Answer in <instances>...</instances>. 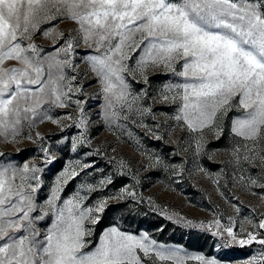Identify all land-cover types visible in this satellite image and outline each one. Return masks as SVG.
Listing matches in <instances>:
<instances>
[{"label": "rangeland", "instance_id": "rangeland-1", "mask_svg": "<svg viewBox=\"0 0 264 264\" xmlns=\"http://www.w3.org/2000/svg\"><path fill=\"white\" fill-rule=\"evenodd\" d=\"M76 29L74 22L61 20L57 14L56 19H41L31 34L45 78L50 62L69 61L52 69L54 79L62 69L65 78L58 83L68 93L62 97L68 106L61 108L54 102L50 84L37 93V111H47L57 122H40L39 116L30 119L26 117L31 113H22L15 139L11 133L7 138L0 136V164L20 168L28 163L30 168L42 169L34 202L47 215L35 221L40 233L36 239L42 241L54 222L55 211L45 202L59 178L57 207L77 193L84 207L106 201L102 212L92 214L99 217L98 222H85L91 235L84 237L87 247L83 251L94 250L103 233L115 226L137 237L146 234L156 242L147 255L137 249L141 264H204L209 259L218 264H264V245L258 243L264 239V229L254 227L264 220V135L246 140L232 131L234 121L251 109L239 103L237 94L217 111L212 123L190 131L186 122L175 119L182 114L183 102L180 89L172 86L184 83L185 78L173 69L179 72L183 60L168 66L149 63L141 70L137 62L147 41L137 34L138 46L125 48L126 58L121 61L127 69L121 75L131 94L129 101L136 99L131 109L117 103L118 118L108 119L106 94L88 60L105 49L98 51L91 42L85 44ZM61 33L73 38L67 57ZM12 65L19 66L16 61L5 62V66ZM39 87L32 86L34 91ZM27 103L31 106L34 101ZM73 171L77 175L72 176ZM15 183L19 186L20 180ZM125 188L135 192L136 198L122 194ZM114 196L120 198L109 199ZM38 215L39 209L30 213ZM228 227L237 240L246 239L249 232L258 233L257 239L241 245L224 232ZM157 251L170 258L161 259Z\"/></svg>", "mask_w": 264, "mask_h": 264}, {"label": "snow or ice", "instance_id": "snow-or-ice-1", "mask_svg": "<svg viewBox=\"0 0 264 264\" xmlns=\"http://www.w3.org/2000/svg\"><path fill=\"white\" fill-rule=\"evenodd\" d=\"M57 14L61 20L77 25L76 31L85 44L91 42L98 51L105 49L102 55L90 56L88 60L106 94V118H118L117 103L131 109L136 99L129 101L131 94L121 75L127 69L121 61L126 58L125 48L138 46L135 37L139 34L141 41H147L137 62L141 70L149 63L168 66L183 60L179 72L173 69L185 78L184 83L172 86L180 89L183 102L182 114L175 117L177 121L186 122L190 131L202 129L238 94L239 103L251 111L234 121L232 131L246 140H258L264 135V0H0V136L7 138L11 133L15 139L22 113H31L26 117L30 119L39 116L40 122L52 120L47 111H37V93H43L49 84L54 102L61 108L68 106L62 99L68 93L58 83L65 78L62 69L55 79L52 69L69 61L50 62L45 78L44 67L36 55L38 48L31 42L39 21L56 19ZM52 31L54 27L45 35ZM60 35L67 57L73 38ZM25 40L29 43L25 44ZM6 61H16L19 66H5ZM33 85L40 87L34 91ZM29 100L34 101L31 106ZM196 148L200 149L199 141ZM41 151L46 152L43 146ZM45 160L50 162L51 157L46 155ZM41 171L37 166L30 168L28 163L20 168L0 164V264H141L137 249L145 255L154 250L156 242L149 241L146 234L137 237L114 226L103 233L94 250L83 251L87 247L84 237L91 235L85 222L97 223L99 217L92 214L102 212L106 201L84 207L77 193L57 207L59 178L45 202L55 211L54 222L44 239L37 240L40 233L35 221L47 215L34 202ZM61 175L66 176L67 172ZM71 175L77 173L73 171ZM124 193L136 198V193L127 188L122 190ZM37 209L41 215L30 216ZM216 223L219 225V221ZM254 227L264 229V220ZM224 232L241 245L252 243L258 235L249 232L246 239L237 240L231 227ZM258 243L264 245V239ZM156 255L170 258L163 251ZM204 264L218 261L209 259Z\"/></svg>", "mask_w": 264, "mask_h": 264}]
</instances>
